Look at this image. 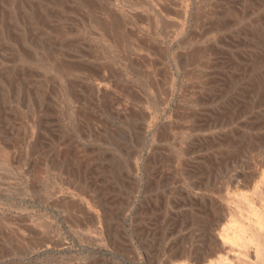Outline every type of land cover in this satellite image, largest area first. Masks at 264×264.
<instances>
[{
    "label": "rangeland",
    "instance_id": "1",
    "mask_svg": "<svg viewBox=\"0 0 264 264\" xmlns=\"http://www.w3.org/2000/svg\"><path fill=\"white\" fill-rule=\"evenodd\" d=\"M262 212L264 0H0V264H262Z\"/></svg>",
    "mask_w": 264,
    "mask_h": 264
},
{
    "label": "bare ground",
    "instance_id": "2",
    "mask_svg": "<svg viewBox=\"0 0 264 264\" xmlns=\"http://www.w3.org/2000/svg\"><path fill=\"white\" fill-rule=\"evenodd\" d=\"M230 6H231V5H230ZM228 9H229V8H227V10H228ZM253 65H254V64H253ZM255 67H256V66H255ZM99 83L102 84L101 82H99ZM100 84H99V85H100ZM98 90H100V88H99ZM252 98H254V96H252ZM262 192H263V191H262ZM262 192H260V195L262 194ZM262 214H263V216H264V213H263V212H262ZM263 239H264V238H263ZM263 239H262V238H258V240H259V241H262V242L264 241ZM260 249H261V248H260ZM260 259H261V258H260ZM260 259H259V261H261L263 258H262L261 260H260ZM261 262H262V261H261ZM259 263H260V262H259ZM262 264H264V263H262Z\"/></svg>",
    "mask_w": 264,
    "mask_h": 264
}]
</instances>
